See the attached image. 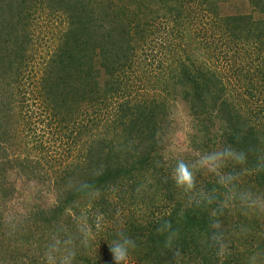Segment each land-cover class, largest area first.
<instances>
[{"label": "trees", "instance_id": "obj_1", "mask_svg": "<svg viewBox=\"0 0 264 264\" xmlns=\"http://www.w3.org/2000/svg\"><path fill=\"white\" fill-rule=\"evenodd\" d=\"M228 1L0 0V264H117L115 241L126 264H264V212L254 211L264 205V0ZM54 19L52 44L41 27ZM159 20L171 39L155 61ZM24 78L80 147L65 165L42 143L38 154L19 144ZM181 105L189 146L225 176L190 151L171 156ZM178 162L191 185L178 182ZM13 169L52 172L56 199L28 202L7 231Z\"/></svg>", "mask_w": 264, "mask_h": 264}, {"label": "rangeland", "instance_id": "obj_2", "mask_svg": "<svg viewBox=\"0 0 264 264\" xmlns=\"http://www.w3.org/2000/svg\"><path fill=\"white\" fill-rule=\"evenodd\" d=\"M241 3L242 0H230L227 3H223L226 9L235 8V3ZM244 4H246V1H244ZM242 5V4H241ZM250 8V6H249ZM47 29L43 26L41 27V32L43 34H46V38H48L49 43H54L57 41L56 32L59 30L61 23L59 19L49 20ZM159 20L157 23V26H161V30L159 32L158 39H156L157 42H154L153 44V50L150 52V57L156 58L159 61L161 58L164 57L163 49L166 47V43L168 40L165 41V38L171 39V37L168 34V28L165 27L164 24H162ZM45 28V30H44ZM198 28H202L205 30L207 27L204 25L198 26ZM40 32V31H38ZM208 32V31H207ZM207 36V33L206 35ZM56 37V40H55ZM163 38V39H162ZM47 45L40 48V55L44 57H48L44 55V52L46 53V50L48 48ZM140 53V59H142V55H144L141 51ZM145 56V55H144ZM146 58V56H145ZM149 58V57H148ZM37 62V63H36ZM41 61L35 60L34 66H37L36 69L40 68ZM151 61H147L149 63ZM144 64L142 63L141 66ZM156 65V64H155ZM153 65V66H155ZM33 66V65H32ZM139 67L141 71H143V67ZM26 78L23 80V84H19V91H18V99L16 102V109L21 111L20 118L22 121L19 128L20 133V140L19 144L23 145L26 144L28 148L31 149L32 153L38 154L37 147L42 143L45 145V148L49 152L48 155L52 157L54 160V166H57L58 162H55V159L62 158L63 165L68 163L70 160L75 159L73 155H76L78 153V149L80 148L78 143H74L72 140L67 139V135H65V132L68 130L62 129L60 130L55 124L49 123V119L46 116V113L43 111L41 104L39 105L40 100L38 99L36 102L33 99H30L32 92L30 90V87L28 84H26L25 81ZM157 84H155L156 86ZM33 87V86H32ZM22 89V92H20ZM145 92H153L154 91V84L153 87L151 84H149L147 87L141 88ZM147 90V91H146ZM29 99V100H28ZM249 99V98H248ZM175 118V123H173V126L176 125V131L172 132L170 134V147L168 150H170V154L173 158L183 157L186 151H190L192 155L195 157H201L203 156L205 159V163L209 165V167L215 168L218 172L216 174L218 175H224L225 173L220 170V166L217 164V162L214 161V159H207L204 155H201V152L199 151H193V149L189 146V132L192 131V128L189 124V121L186 120V116L184 113L183 106H178L176 108V112L173 116ZM26 149L23 148L20 151V154L25 155ZM211 171V170H210ZM215 174V172H214ZM50 178L43 177V178H29V176L25 173L19 172L18 169H13L9 171V173L6 175L5 179V185L8 187H12V194L10 198L3 204L2 206V213L3 218L6 222V230L10 231L11 227H8L9 220L16 219V222L19 220L24 219V215L27 216L28 211V205L30 204H52L54 200L56 199V190L55 187L52 184L53 175L52 172L49 174ZM225 196V193H223ZM30 200V201H28ZM254 208V211L258 210L264 212V205L262 207H256ZM255 213V212H253ZM10 233V232H9ZM13 233V231L11 232ZM0 243H3V239L0 238ZM13 246H20V252L22 255L27 254V248L23 242H13ZM52 264H55V261H52ZM136 264V263H134Z\"/></svg>", "mask_w": 264, "mask_h": 264}, {"label": "clouds", "instance_id": "obj_3", "mask_svg": "<svg viewBox=\"0 0 264 264\" xmlns=\"http://www.w3.org/2000/svg\"><path fill=\"white\" fill-rule=\"evenodd\" d=\"M175 176L179 183L188 185L192 184V173L183 162H178V167L175 170ZM111 251L114 253V259L117 261V264H119L120 261H124L126 264L128 255L127 249L119 246L117 241H115L111 244Z\"/></svg>", "mask_w": 264, "mask_h": 264}]
</instances>
